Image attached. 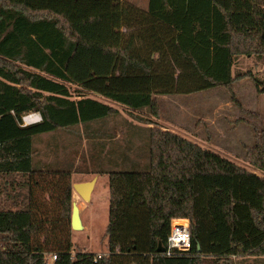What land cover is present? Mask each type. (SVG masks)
Listing matches in <instances>:
<instances>
[{
	"label": "trees",
	"instance_id": "1",
	"mask_svg": "<svg viewBox=\"0 0 264 264\" xmlns=\"http://www.w3.org/2000/svg\"><path fill=\"white\" fill-rule=\"evenodd\" d=\"M256 54L264 56V0H148L147 10L122 0H0V174L30 178L27 210L0 211V264H46L50 255L55 264L264 257V177L157 126L147 129V156L123 160L144 170L99 173L110 191L104 254L75 252L73 171L36 168L34 145L119 114L85 93L155 118L157 95L222 87L237 103L235 59ZM31 113L42 121L24 126ZM254 141L247 157L264 173V130ZM184 219L190 249L168 257L174 220L173 238L189 239Z\"/></svg>",
	"mask_w": 264,
	"mask_h": 264
},
{
	"label": "rangeland",
	"instance_id": "2",
	"mask_svg": "<svg viewBox=\"0 0 264 264\" xmlns=\"http://www.w3.org/2000/svg\"><path fill=\"white\" fill-rule=\"evenodd\" d=\"M122 1L133 3L142 9L148 7V0ZM247 74L251 77H246ZM233 76L239 77L234 88L237 103L232 101L230 93L222 87L189 95H157L160 111L158 118L153 117L148 109L134 112L94 94L96 100L115 105L119 107L120 112L110 122L92 124L91 129L101 133L102 129L109 127L115 138L106 140L103 145L98 137H93L89 134L90 131L86 132L80 126L38 136L34 139L38 152L35 167L43 171L49 168L73 171L71 176L73 185L91 181L100 172L144 170V167L134 168L135 165H128L124 161L128 157V160L137 159L135 157L137 154L147 156L149 152L147 129L157 126L264 177V173L252 166L247 157L248 150L255 143V131L260 133L264 130V94L258 90L264 89V56L256 54L237 57L233 66ZM69 88L74 93V98H77L74 92L77 87L69 85ZM138 119L149 120L153 124H146ZM120 149L123 151L122 159L116 155ZM139 161L141 164L148 162L143 159ZM99 176L89 204L74 191L72 193V207L74 202L77 203L84 226L82 231L77 232L72 230L71 225L73 243L77 247L75 252L80 250L84 253L104 254L105 251L103 238L109 222V176L107 174ZM9 179V182H0V199L2 198L3 202H11L12 199H18L22 203L28 202L26 185H17L16 182L21 178L17 176ZM76 196L78 200L75 199ZM9 206L11 204H0V210ZM51 256L47 257L50 264ZM232 263L264 264V257H234Z\"/></svg>",
	"mask_w": 264,
	"mask_h": 264
},
{
	"label": "crops",
	"instance_id": "3",
	"mask_svg": "<svg viewBox=\"0 0 264 264\" xmlns=\"http://www.w3.org/2000/svg\"><path fill=\"white\" fill-rule=\"evenodd\" d=\"M140 8V7H139ZM142 9V8H141ZM147 9H148V7H147ZM147 9H143V10H147ZM95 93H90V95L89 96H87L88 98H91V99H94V100H96L95 98H94V95ZM172 96H178V95H172ZM104 98V97H103ZM77 99V98H76ZM106 99V98H105ZM98 101V100H97ZM111 101V100H110ZM100 102V101H99ZM113 102V101H112ZM102 103V102H101ZM113 103H115V102H113ZM103 104H105V103H103ZM116 104V103H115ZM118 104V103H117ZM106 105H108V104H106ZM121 105V104H120ZM108 106H110V107H112V108H114V109H116V110H120L119 109V107H117V106H115V105H108ZM122 107H125V106H123V105H121ZM125 108H127V107H125ZM128 109V108H127ZM120 112V111H119ZM36 114H38V115H40L39 113H36ZM112 119V118H111ZM111 119H109L107 122H110L111 121ZM94 124H96V123H94ZM111 133H113L112 132V129H109V127H107V128H105V129H102V132L100 133V131H94V129H91L90 130V135H93V137H98V139L100 140V141H103V140H101L100 138L101 137H105L106 135H110ZM99 134H101V136H97V135H99ZM98 140V141H99ZM117 151V150H116ZM113 152H115V151H113ZM116 154V153H115ZM116 155H118V157H120L121 159H122V157H123V151L120 149V151H119V153H117ZM121 155H122V157H121ZM100 175V174H99ZM20 177L21 178V180L20 181H16L17 182V185H26V189H25V191H26V193H28V198H29V195H30V186H29V181H30V178H29V175H27V174H22V173H17V174H0V182L1 181H4V182H9L10 181V179L9 178H12V177ZM100 177V176H99ZM16 184V183H15ZM28 185V186H27ZM18 193V191H16V194ZM76 200H78V197L76 196V198H75ZM0 204L2 205H5V204H7V205H9V204H11V206H9V208H5V209H1L0 211H8V210H11V211H19V210H27V208L29 207V200H28V202H24V203H22V202H19L18 201V199H16V200H14V199H12V201L11 202H3V199L1 198L0 199ZM12 207V208H11ZM180 221V220H179Z\"/></svg>",
	"mask_w": 264,
	"mask_h": 264
},
{
	"label": "built area",
	"instance_id": "4",
	"mask_svg": "<svg viewBox=\"0 0 264 264\" xmlns=\"http://www.w3.org/2000/svg\"><path fill=\"white\" fill-rule=\"evenodd\" d=\"M34 118L37 121H34L33 123H28L27 122L28 120H32ZM41 121H42L41 115H38L36 113H31V114H29V115H27V116H25L23 118L24 126H28V125H31V124H35V123H38V122H41ZM176 221H179V220H175L174 221V224H175ZM188 224H187V228H188V232H189V248L188 249H181L180 247H178L177 245L174 244V242L172 241V239H173V235H174V227H175V225L174 226L172 225V234H171V236H170V238L168 240L169 246H168V251L166 253V255L168 257H171L172 256V251H175V250H178V251H188L190 249V224L189 225ZM57 259H58V257L56 255H52L51 256V262H52V264H55V262L57 261ZM46 264H50V262L48 261Z\"/></svg>",
	"mask_w": 264,
	"mask_h": 264
},
{
	"label": "water",
	"instance_id": "5",
	"mask_svg": "<svg viewBox=\"0 0 264 264\" xmlns=\"http://www.w3.org/2000/svg\"><path fill=\"white\" fill-rule=\"evenodd\" d=\"M99 179V174L96 175L91 181L75 183L73 185V191L86 203H90L92 194L96 188V184ZM165 248H159V253H165Z\"/></svg>",
	"mask_w": 264,
	"mask_h": 264
},
{
	"label": "bare ground",
	"instance_id": "6",
	"mask_svg": "<svg viewBox=\"0 0 264 264\" xmlns=\"http://www.w3.org/2000/svg\"><path fill=\"white\" fill-rule=\"evenodd\" d=\"M34 121H37L35 118L32 120H28V123H33ZM71 225L73 231H82L84 229L83 221L81 218V211L77 205V203H73L72 207V219H71ZM172 241L175 245L178 247H189V239L187 238H173Z\"/></svg>",
	"mask_w": 264,
	"mask_h": 264
}]
</instances>
